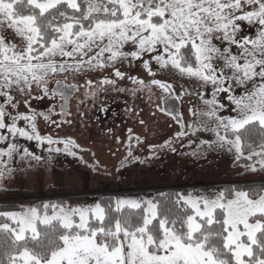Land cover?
Listing matches in <instances>:
<instances>
[{
	"label": "snow or ice",
	"instance_id": "1",
	"mask_svg": "<svg viewBox=\"0 0 264 264\" xmlns=\"http://www.w3.org/2000/svg\"><path fill=\"white\" fill-rule=\"evenodd\" d=\"M242 20L260 25L255 38H237ZM6 30L22 43L8 39ZM214 39L237 45L239 53L221 50ZM128 44L133 50L124 51ZM145 53H153L151 59L161 69L171 67L202 81L201 86H212L211 99L201 96L207 110L193 112L207 117L198 127L216 137L201 144L227 148L235 161L250 162L244 165L246 171L264 172V0H0V130H5L0 132V190H7L3 181L16 171V157L29 168L46 162L15 138L36 141L38 147L47 144L48 163L52 153L76 156L73 149L80 147L71 137L42 135L38 118L59 127L51 119L52 110L37 112L25 99L28 110L21 113V101L13 93L30 96L35 86L44 96H60L63 116L66 90L76 86L55 80L56 87L50 89L51 77L111 67ZM149 63L144 60L143 66L153 75ZM114 75L124 78L119 69ZM128 78L141 89L147 87L136 77ZM99 83L116 81L105 78ZM150 84L164 91L163 103L167 96L179 99L172 84L156 79ZM234 87L243 93L235 94ZM220 93L228 94L235 115L218 114L224 108L217 99ZM160 111L180 124L177 137L187 135L179 112ZM187 128L197 131L191 124ZM57 144L63 148L53 147ZM171 204L175 211L161 193L115 198L107 204L43 201L0 211V264H264V184L212 194L179 193Z\"/></svg>",
	"mask_w": 264,
	"mask_h": 264
},
{
	"label": "rangeland",
	"instance_id": "2",
	"mask_svg": "<svg viewBox=\"0 0 264 264\" xmlns=\"http://www.w3.org/2000/svg\"><path fill=\"white\" fill-rule=\"evenodd\" d=\"M245 10L251 8L246 7ZM238 23V39L257 36L260 28L257 22L250 24L242 20ZM4 34L13 42L22 43L11 30H6ZM213 43L221 50L228 48L234 55L239 53L237 45L226 40L214 39ZM123 50L131 51L133 46L125 45ZM152 55L153 53H145L138 59L122 58L111 67L91 70L85 68L51 77L50 89L56 87L55 80L76 86L66 90L68 101L64 107L66 114L63 116L60 113L64 101L60 96H44L35 86L30 96L13 93L16 100L21 101V113L28 110L23 104L25 99L37 112L52 110L51 119L57 121L59 127L38 118V130L42 135H50L54 139L71 137L80 147L73 149L76 156L65 152L52 153L51 163H48L49 153L44 151L47 144L38 147L36 141L15 138L17 143L41 155L46 162L42 167L33 163V167L29 168L28 162H21L16 157L12 164L16 171L3 181V187L7 190H0V202L32 205L43 201L57 202L55 197L60 196L73 206L92 205L98 202V196L105 194H113L115 198H152L155 191L183 181L208 185L205 192L195 194L200 195L218 192L227 184L264 179V172L246 171L244 165L250 162L243 159L235 161L234 152L230 153L227 148L201 144V141H214L216 137L213 132L198 127V122H205L207 117L194 115L193 112L207 110L201 96L211 99L212 86H201L202 81L181 76L171 67L161 69L151 59ZM144 60H149L153 75L144 68ZM216 63L222 66L220 61ZM114 69L124 73V78L116 77ZM128 77L144 81L147 87L141 89ZM105 78L115 80L116 83L100 84ZM153 79L172 84L179 99L167 96V103H163L161 97L166 94L159 86L150 84ZM88 81H92V84L88 85ZM93 90L96 92L95 96L91 94ZM243 91V88L234 87L237 95ZM217 99L224 105L219 115H235L231 111L233 105L228 100V94L220 93ZM160 108H167L173 114L179 112L187 135L177 137V133L181 131L180 124L172 115L160 111ZM18 123L21 127L24 126V121ZM189 124L197 129L195 133L187 128ZM3 131L5 130H0ZM165 141H170V145L161 147ZM2 146L4 145L0 144ZM150 146L156 147L153 149ZM53 147L63 148V144ZM130 149L132 156L139 159L134 160L129 156ZM48 184L55 186L59 193L57 196L49 194L52 191Z\"/></svg>",
	"mask_w": 264,
	"mask_h": 264
},
{
	"label": "trees",
	"instance_id": "3",
	"mask_svg": "<svg viewBox=\"0 0 264 264\" xmlns=\"http://www.w3.org/2000/svg\"><path fill=\"white\" fill-rule=\"evenodd\" d=\"M261 184H264V179H258V180H252L249 179L248 181H240L236 184H227L225 188H230V187H236L238 189H245L247 190L248 188L259 186ZM48 187H50V192L49 194H54L58 195L59 193L56 192L55 186L52 184H48ZM208 185L206 184H199L197 185L194 182L190 181H183L181 184H174L170 185L164 188L159 189L158 191H155L152 195V198L158 197L161 193L165 194L166 197L169 198V207H172L173 210L175 211L176 206L171 204V200L176 199V194L179 193H186V192H191L193 194H199L201 192H205L208 189ZM115 196L113 194H105V195H100L98 196V202H101L102 204H107L110 200H113ZM55 201L57 202H65V198H62L59 196V198L55 197ZM163 203V201H161ZM20 204H17L15 202H0V211H6V210H18V207Z\"/></svg>",
	"mask_w": 264,
	"mask_h": 264
}]
</instances>
